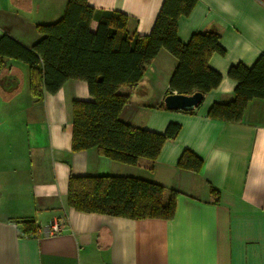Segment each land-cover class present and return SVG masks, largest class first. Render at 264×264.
Wrapping results in <instances>:
<instances>
[{
  "label": "crops",
  "instance_id": "crops-1",
  "mask_svg": "<svg viewBox=\"0 0 264 264\" xmlns=\"http://www.w3.org/2000/svg\"><path fill=\"white\" fill-rule=\"evenodd\" d=\"M97 10L128 15L127 29L149 34L163 0H87ZM67 0H0V34L30 47L36 26L58 20ZM96 23H92L95 28ZM219 34L224 54L209 66L219 85L192 111L169 110L163 99L176 58L160 49L143 77L118 92L128 96L120 119L163 133L180 126L153 161H113L95 148L71 149L73 100H91L87 83L67 80L37 99L27 64L4 58L0 70V264H264V98L248 102L242 119L207 116L233 97L232 65L252 66L264 54V0H197L178 21L177 36ZM184 150L202 159L198 172L177 166ZM70 175L131 176L178 192L171 218L130 219L77 211L67 205ZM62 217V230L43 227ZM33 220L34 233L23 232Z\"/></svg>",
  "mask_w": 264,
  "mask_h": 264
},
{
  "label": "trees",
  "instance_id": "trees-1",
  "mask_svg": "<svg viewBox=\"0 0 264 264\" xmlns=\"http://www.w3.org/2000/svg\"><path fill=\"white\" fill-rule=\"evenodd\" d=\"M197 0H163L149 34L127 29L129 17L118 10H97L87 0H67L61 17L38 24L40 38L30 47L10 35L0 34V70L4 58L29 67V88L37 99L55 93L70 79L87 83L91 100H73L71 149L95 148L109 159L135 165L139 159H156L166 140L173 139L180 126L169 123L163 133L135 127L119 117L128 96L122 86H133L160 49L177 60L167 92L206 94L216 88L221 75L208 62L213 53L223 55L219 34L213 31L192 34L184 44L177 36L180 17L187 16ZM95 22V28L92 23ZM228 76L237 82L233 97L214 103L207 116L238 122L248 102L264 98V54L250 67L232 65ZM202 159L189 150L177 166L198 172ZM176 190L131 176L70 175L67 205L77 211L130 219H169L175 211ZM33 220L23 221V232L34 233Z\"/></svg>",
  "mask_w": 264,
  "mask_h": 264
},
{
  "label": "water",
  "instance_id": "water-1",
  "mask_svg": "<svg viewBox=\"0 0 264 264\" xmlns=\"http://www.w3.org/2000/svg\"><path fill=\"white\" fill-rule=\"evenodd\" d=\"M203 100V94L195 91L191 94L170 93L163 99V105L169 110L189 112L197 108Z\"/></svg>",
  "mask_w": 264,
  "mask_h": 264
},
{
  "label": "built area",
  "instance_id": "built-area-1",
  "mask_svg": "<svg viewBox=\"0 0 264 264\" xmlns=\"http://www.w3.org/2000/svg\"><path fill=\"white\" fill-rule=\"evenodd\" d=\"M63 223H64V220L62 219V217L54 219L48 225L43 227L42 233L44 235H51V236L56 235L62 230Z\"/></svg>",
  "mask_w": 264,
  "mask_h": 264
}]
</instances>
